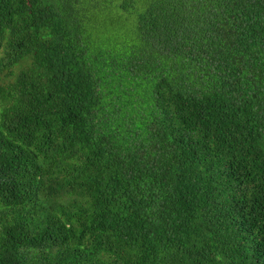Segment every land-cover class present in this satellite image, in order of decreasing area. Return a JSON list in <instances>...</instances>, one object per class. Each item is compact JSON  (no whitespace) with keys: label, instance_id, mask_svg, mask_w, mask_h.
<instances>
[{"label":"trees","instance_id":"trees-1","mask_svg":"<svg viewBox=\"0 0 264 264\" xmlns=\"http://www.w3.org/2000/svg\"><path fill=\"white\" fill-rule=\"evenodd\" d=\"M0 264H264V0H0Z\"/></svg>","mask_w":264,"mask_h":264}]
</instances>
